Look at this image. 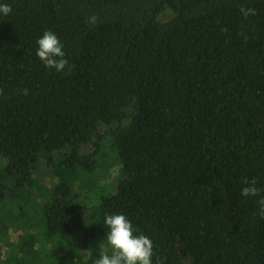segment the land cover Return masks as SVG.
<instances>
[{
    "label": "trees",
    "instance_id": "16d2710c",
    "mask_svg": "<svg viewBox=\"0 0 264 264\" xmlns=\"http://www.w3.org/2000/svg\"><path fill=\"white\" fill-rule=\"evenodd\" d=\"M0 3V264H93L113 214L152 264H264V0ZM45 30L63 71L36 54Z\"/></svg>",
    "mask_w": 264,
    "mask_h": 264
},
{
    "label": "clouds",
    "instance_id": "9594fccd",
    "mask_svg": "<svg viewBox=\"0 0 264 264\" xmlns=\"http://www.w3.org/2000/svg\"><path fill=\"white\" fill-rule=\"evenodd\" d=\"M12 7L8 3H0V14L8 16L12 12ZM242 15H256L254 8L241 7ZM89 24H95L97 17L89 18ZM37 56L46 67L55 68L57 71H63L69 61L65 58L63 44L57 35L51 30H45L43 35L37 40ZM3 89H0V95H3ZM27 95V89L22 90ZM260 192L255 186V181H251L249 186H245L241 190L244 197L257 196ZM260 215L264 216V198L259 201ZM105 225L109 228L107 233V243L112 251L101 250L98 258L93 264H152L153 242L146 235H134L133 225L131 221L123 214L106 215L104 219Z\"/></svg>",
    "mask_w": 264,
    "mask_h": 264
},
{
    "label": "rangeland",
    "instance_id": "374dc122",
    "mask_svg": "<svg viewBox=\"0 0 264 264\" xmlns=\"http://www.w3.org/2000/svg\"><path fill=\"white\" fill-rule=\"evenodd\" d=\"M169 16H170V11H166L162 15V18L166 19ZM7 162H8L7 158L3 154L0 153V170L3 169L6 166ZM106 163L109 166H103V167H101L98 170H94V171L90 172L89 178H102L101 181L99 182V184H101L103 181L104 182L109 181L110 178H117L118 177V173H119V169H118L119 163H118V161L114 158L113 162H112V165H111V161L110 160L106 161ZM51 167H52V162H48L46 158L43 159V160H40V163L37 166L36 173H35V178H41L42 186H44L46 184H50L49 180H51L52 178H55L54 174H53L54 173V169L51 168ZM0 178H2V177H0ZM104 178H106L107 180L104 179ZM13 207H17V204H14ZM17 233H21V231H18ZM18 242L19 241H17L16 244ZM18 245L20 246V244H18ZM24 250L25 251L34 252V248H32L31 245H28V244H26ZM77 256L80 257L82 259V261L79 262V263L78 262H76V263H78V264H90L91 260L89 261V259H90V257L91 258L94 257V253H91V255H88V252H86V253H79L78 252ZM80 258H79V260H80Z\"/></svg>",
    "mask_w": 264,
    "mask_h": 264
}]
</instances>
